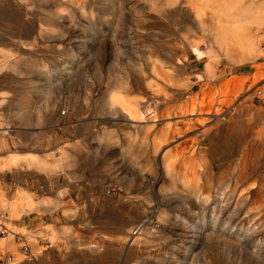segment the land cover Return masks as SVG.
<instances>
[{"label":"rangeland","instance_id":"obj_1","mask_svg":"<svg viewBox=\"0 0 264 264\" xmlns=\"http://www.w3.org/2000/svg\"><path fill=\"white\" fill-rule=\"evenodd\" d=\"M182 1L187 3L189 0ZM111 2L0 0V200H3V206L0 205V244L5 243L0 246V264H164L165 256L172 252L171 240L174 238L167 227L168 222H164L168 220H159L155 215L162 208L155 210L154 216L148 210V206L157 202V189L153 190L137 175L130 179L126 174V162L135 161L146 175L158 165L162 166L160 156L156 165L147 168L148 154L143 138L147 124L142 126L143 133L132 138L133 141L128 138V127L123 124L111 127L110 131L118 135L111 143L123 151L105 158L100 150L105 129L99 123L102 97L99 32L104 19L109 33L117 35L118 52L124 51L123 54L116 51L113 59L106 62L112 80L137 77L139 70H147L145 57H148V50L143 48L155 44L161 37L172 39V43L180 40L179 52L184 61L178 79L185 88L182 100L191 99L188 103L199 106L211 103V110L218 109L217 102H226L219 108L222 112L218 118L213 114L197 117L210 121L188 133L184 140L193 139L194 142H188L183 148L187 151L195 143L204 149L205 159L208 158L211 166L212 192L217 191L215 185L219 182L243 175L253 166L261 169L260 185L264 191L262 56L255 63L234 67L219 55L211 60L206 55L210 35L194 25H198L196 18L185 12V8L181 9L183 17L178 16L174 25L173 19L163 20V24L153 20L156 13L149 8L136 12L139 15L132 12L127 0ZM105 8L109 10L107 17H103ZM118 10L123 14L120 11L118 14ZM208 20L204 17L205 27L210 25ZM150 34H154V39ZM259 35L261 48L264 29ZM142 44L143 48L134 52L135 46ZM192 45H196L203 55L193 52ZM211 62L217 79L208 82L205 73ZM33 63L37 68L30 67ZM223 85H228V89ZM223 89L225 93L221 92ZM258 91L263 95L255 98ZM162 126L160 123L158 129ZM192 153L193 163L201 165L202 158ZM14 154L21 158L37 156L47 170L31 164L5 167ZM53 166L61 168L55 170ZM118 168L122 179H115L113 174ZM201 182L204 185L205 182ZM25 197L30 198L32 204H19L21 212L12 215L11 206ZM147 216L151 218L150 224L144 221ZM150 232L154 234L151 236ZM95 244H103L104 251L94 249ZM204 250L206 247H199L195 252Z\"/></svg>","mask_w":264,"mask_h":264},{"label":"bare ground","instance_id":"obj_2","mask_svg":"<svg viewBox=\"0 0 264 264\" xmlns=\"http://www.w3.org/2000/svg\"><path fill=\"white\" fill-rule=\"evenodd\" d=\"M106 2L107 4L112 3L111 0H106ZM182 2L184 1L154 0L152 4H149L141 0H132L130 5V0H127V4L130 6L129 8H132V12H135V14L141 15L136 12L149 8L156 13V18L153 20L162 23L164 22L163 20L173 19L175 20L174 25L175 22H177L176 20H178V16L182 15L181 17H183L182 13L184 11L182 12L181 9L185 8V12L196 18V23H198V25H194L197 26L198 29L200 27L204 34H209L210 36L208 38L211 37V43L209 42L210 44L206 51V55L211 60H214L218 57L216 55H219L234 67L246 63H255L261 56L262 58L264 57L261 49L262 47L260 48L259 46V33L264 29V0H189L187 3ZM108 11L109 10L105 8L103 17H107ZM119 11L120 10H118V14L122 12ZM135 14L134 18L136 17ZM122 17H124V15ZM204 17L209 18V26H211V28L209 26V28L207 26L205 27V23H202ZM136 18L138 19V16ZM139 18L141 17L139 16ZM191 20L195 21V19L192 18ZM106 22V19H104L100 24V40L98 39L99 50L101 52L100 59L102 62L99 66L101 70H99V73L101 74L100 76H102L99 123L105 129L103 131V143H101L100 150L105 158L106 156L116 154V152L122 153L123 151L120 150L117 144L113 143L114 145H112L111 142H113V140L115 141L118 135L116 132L110 131L111 127H118L120 124L128 127V138L133 141L132 138L136 139L138 135L143 133L145 129L142 126L147 124L146 126L148 128L145 130V136L143 137L146 142L145 151L148 154L147 168H152V164L156 165L160 156L162 166L158 165V168L156 167L152 173L146 175L142 173V170L136 165L137 163L135 161L130 160L131 162L128 163L124 160V162H126V174L130 179L132 176L137 175L144 183L150 184L153 190L157 189V202L148 206V210L151 211L153 215L155 210H160V208H162L160 212L155 215L158 216L159 220H168L164 222H168L167 227L171 230V234L174 238L171 240L172 252L169 254L167 253L168 255L165 256L164 264H225L226 262L229 264H264V191L261 190L260 185L261 169L253 166L251 169L249 168L247 173L243 174L241 172L243 175L240 174V176H237L236 174L237 177H232L227 181L225 179L223 182H219L217 186L215 185L217 191L212 189L214 191L212 192L210 190L211 184H213L211 181V166L210 162L207 161L208 158L205 159L204 149L199 148V145L195 143L191 146L189 145L190 148H187V151L183 148L185 145L187 147L188 142H194L192 138L191 141H185L184 138L186 135L192 133L196 126H204L210 121L206 118L200 119L197 117H207L213 114V116L218 118L222 112L219 108L226 102H222V100L221 103L217 102V104L219 103L217 106L219 110L216 108L211 110V103H207V106L201 103L202 105L199 106L193 102L191 104L188 103L191 99L187 102L182 100V92L185 88H183L181 80L178 79L180 77L179 72L182 69L181 65L184 61L180 54L181 52H179L181 49L179 46L180 40H174L173 42L175 43H172V39L169 41L161 37L158 42L148 48H143V44L138 47L135 46L134 52L139 51V48L140 50L141 48L148 50V57H145V60L147 59V70H139L137 77L123 75L124 78L121 80H112L109 73L110 70L106 67V62L112 58L113 53L120 50V46H118L117 35L109 33ZM136 24L139 25L140 23ZM188 24H190V22ZM87 31L89 32V30ZM83 32L86 34V30ZM153 35H151L152 38ZM78 36L79 35H77V37ZM156 36L157 35H155V37ZM82 37L84 36L82 35ZM125 40H123L124 43ZM127 40L129 41V39ZM123 41L121 42L124 45ZM197 46L192 45L191 50L200 55L201 51ZM131 50H133V48ZM118 53L120 54L122 52ZM160 60H163L161 61L163 63L159 62ZM30 67L35 69L37 65L33 63ZM130 74L132 75V73ZM205 74H207L208 82H213L217 79L216 75H214L212 62L211 65L206 67ZM168 82L177 84L178 86L173 87L169 85ZM207 85L209 86V83ZM186 86L188 87V85ZM227 86L228 85L224 87L227 88ZM222 91L224 92V89L221 90V92ZM205 96L206 94L204 97ZM203 102H205V100ZM160 123L163 126L158 129ZM208 132L207 130L206 133L208 134ZM192 152H195V155L202 158L201 165L194 164L195 162L193 163V157L190 156ZM187 155L190 156L188 159H186ZM206 156H208V154H206ZM8 160L9 163H7L5 167L10 165L15 167L19 164L29 166L31 164L36 165L41 170H47L44 168V163L41 162L37 156L30 155L28 158H21L14 154L12 158ZM248 162L250 163V161ZM53 167L55 170L61 168L60 166ZM235 169L237 170V168ZM113 174L115 179H122V172L119 168ZM108 177L110 179V176ZM200 180L205 182L204 185L201 184L202 182ZM2 201L3 200H0V205H2ZM19 204L29 206L32 204V201L30 198L26 197L19 201L16 200L13 206H11V214H19L21 212V205ZM161 205L163 207H161ZM144 221L150 224V216H147ZM151 233L152 232L149 234L151 235ZM11 235H14V232H12ZM0 246H5V243L2 242ZM95 247H97L96 249L98 252L104 251L103 244L93 246L94 249ZM199 247H206L207 250L201 253L195 252Z\"/></svg>","mask_w":264,"mask_h":264},{"label":"built area","instance_id":"obj_3","mask_svg":"<svg viewBox=\"0 0 264 264\" xmlns=\"http://www.w3.org/2000/svg\"><path fill=\"white\" fill-rule=\"evenodd\" d=\"M262 52H263V56H264V43L262 45ZM264 60V57L262 58ZM263 92L258 91L257 94L255 95V98H259L260 96H262Z\"/></svg>","mask_w":264,"mask_h":264}]
</instances>
